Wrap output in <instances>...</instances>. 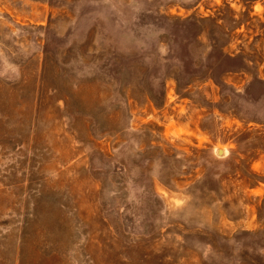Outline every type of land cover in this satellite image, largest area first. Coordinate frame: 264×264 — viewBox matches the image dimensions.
<instances>
[{
	"label": "rangeland",
	"instance_id": "1",
	"mask_svg": "<svg viewBox=\"0 0 264 264\" xmlns=\"http://www.w3.org/2000/svg\"><path fill=\"white\" fill-rule=\"evenodd\" d=\"M0 264H264V0H0Z\"/></svg>",
	"mask_w": 264,
	"mask_h": 264
}]
</instances>
